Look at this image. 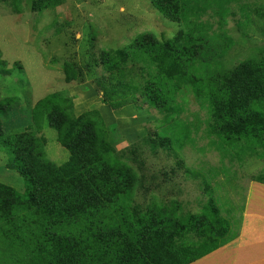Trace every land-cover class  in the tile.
<instances>
[{
	"label": "rangeland",
	"instance_id": "1",
	"mask_svg": "<svg viewBox=\"0 0 264 264\" xmlns=\"http://www.w3.org/2000/svg\"><path fill=\"white\" fill-rule=\"evenodd\" d=\"M190 1L193 19L198 14L211 30L214 78L248 60L264 62V0H236L223 18L204 12L210 6L206 0ZM10 2H0L3 133L33 132L44 139L50 161L67 162L70 153L58 142L46 113L33 111L52 95L72 120H100L109 152L136 172L135 189L126 199L134 227L169 216L188 246L197 232L219 231L223 242L234 238L249 184L259 182L255 177L264 182V131L240 140L212 132L207 108L197 102L192 86L190 92L184 87L178 111H161L142 94L138 63L109 70L100 59L102 51L118 54L141 34L165 41L184 32L185 25L165 17L151 0H19L18 13ZM206 68L200 65L204 76ZM102 86L116 88L113 103L104 98ZM118 102L123 103L115 107ZM2 140L0 183L24 197L26 180L8 167L15 159ZM2 239L0 264H24L25 253Z\"/></svg>",
	"mask_w": 264,
	"mask_h": 264
},
{
	"label": "trees",
	"instance_id": "2",
	"mask_svg": "<svg viewBox=\"0 0 264 264\" xmlns=\"http://www.w3.org/2000/svg\"><path fill=\"white\" fill-rule=\"evenodd\" d=\"M9 1L13 12L21 11L19 0H0ZM235 1L206 0L204 4L210 6L204 12L212 10L223 18L230 9L227 5ZM151 2L168 19L184 24L185 31L165 41L141 34L118 54L102 51L104 66L115 70L138 63L142 94L161 111H178L184 87L189 91L192 86L197 102L207 108L212 132L227 138L235 134L237 140L258 137L264 131V62L248 60L214 78L211 30L198 14L193 19V3ZM200 65L207 67L205 76ZM205 81V87L199 86ZM100 89L113 103L116 88ZM0 110L7 108L0 104ZM33 111L35 115L46 113L70 157L58 166L46 157L43 138L33 132L5 135L0 123V138L15 159L8 167L27 183L24 197L0 183V236L5 244L25 253L24 264H189L233 239L218 240L219 231L197 232L188 246L169 216L164 222L152 218L134 227L126 199H131L137 175L109 152L101 121L90 117L72 120L52 95L39 100ZM259 123L263 127L256 129ZM253 180L264 183L257 177Z\"/></svg>",
	"mask_w": 264,
	"mask_h": 264
},
{
	"label": "crops",
	"instance_id": "3",
	"mask_svg": "<svg viewBox=\"0 0 264 264\" xmlns=\"http://www.w3.org/2000/svg\"><path fill=\"white\" fill-rule=\"evenodd\" d=\"M189 264H264V184L251 182L237 235Z\"/></svg>",
	"mask_w": 264,
	"mask_h": 264
}]
</instances>
